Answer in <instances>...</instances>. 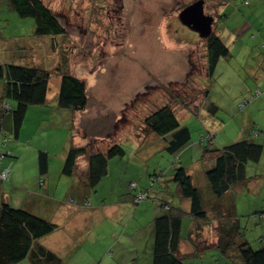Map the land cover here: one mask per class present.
Returning a JSON list of instances; mask_svg holds the SVG:
<instances>
[{"label":"rangeland","instance_id":"obj_1","mask_svg":"<svg viewBox=\"0 0 264 264\" xmlns=\"http://www.w3.org/2000/svg\"><path fill=\"white\" fill-rule=\"evenodd\" d=\"M69 1L63 0L57 9L69 35L68 41L62 43V36H35L32 18H22L9 11L4 0L0 5V56L19 64L32 63L41 56L39 64L54 72L48 103L28 110L20 137L7 131L9 139L4 149H9L13 157H6L3 163L12 162L15 176L11 179L10 172L5 184L24 191V188L33 190L36 187V176L37 183L45 180L46 175L39 169L41 150L48 153L49 171L54 178L63 173V153L67 146L85 143L99 150L117 140L126 153L109 160L108 172L99 184L91 187L79 179L75 184L81 182L82 189L87 187L81 200L91 205L85 210L103 205L93 218L87 215L75 222L86 229L82 242L75 243L76 237L70 235L66 247L60 243L61 236L55 241V248L48 246L58 252L55 253L62 258V264H73L77 259L84 264H117L120 261L122 264H149L155 239L149 221L153 222L163 212L165 201L186 210L190 206V199L180 201L176 182H170L171 192L164 195L159 190L162 191V184H169V180L152 186V177L163 174L165 177H162L169 179L174 170L183 165L201 190L204 205L217 201L228 206V197L217 198L208 186L206 164L202 159L207 141L200 143L201 136L209 132L213 144L223 146L248 137L256 130L264 131L256 122L260 117L264 120V93L240 107V102L249 98L243 93L246 89L238 95L232 91L234 81L237 85L245 81L250 65L264 60L261 48L264 0H206L205 13L215 18L213 29L231 48V56L221 59L212 80L206 78L204 72V38L179 18L180 12L196 0ZM53 39L58 43L53 45ZM63 56H67L66 61ZM65 63L73 74L87 83L89 102L85 110L74 112L59 106L61 78L55 74V69ZM243 64H247V68ZM231 67L243 69L232 72V78ZM191 70L193 75L187 80ZM203 85L209 89L206 104L214 102L218 106L215 114L208 111L205 102L199 113L185 104L200 103L204 96ZM165 104H170L181 122L191 130L190 143L176 154L166 149L163 137L144 126L146 115ZM263 136L255 139L264 145ZM87 160V156L79 157L76 171L80 174L86 175ZM257 172L264 174V152L259 164L251 162L247 167L249 177ZM63 179L66 178L63 176ZM258 180L257 190L238 186L228 195L233 203L236 201L234 213L240 221L243 238L255 248L264 242V218H256L264 212V175ZM131 181L138 182L137 190L128 186ZM56 188L54 186L52 191ZM63 189L64 186H60L59 192ZM139 189L147 192L148 198L136 204L134 196ZM2 200L0 194V202ZM195 223L191 216L184 217L183 236L195 228ZM204 237L212 238L207 234ZM81 244V252H74ZM182 245L185 249L191 247L186 239ZM183 256L184 264H234L216 246L203 247L198 254ZM70 258L74 262L69 261ZM23 262L32 264L29 259Z\"/></svg>","mask_w":264,"mask_h":264},{"label":"trees","instance_id":"obj_2","mask_svg":"<svg viewBox=\"0 0 264 264\" xmlns=\"http://www.w3.org/2000/svg\"><path fill=\"white\" fill-rule=\"evenodd\" d=\"M2 1L0 0V5ZM4 1L9 11L18 13L22 18L34 20L35 36H62L61 43L69 39L67 27L61 21L59 13L46 0ZM0 30H2L1 24ZM204 40L206 48L204 72L206 77L212 80L219 61L231 56V50L215 29ZM56 43L58 40L53 39L52 44ZM66 59L67 56H63V60L66 61ZM53 73L52 70L35 63L19 64L14 61L0 63V80L4 84L0 95V154H5L4 158L0 159V171L8 167L11 170L12 165V162L9 165L3 163L6 157H13L9 149H4L7 148L9 139L7 131L19 137L29 107L48 103L49 84ZM192 73L191 70L187 80L191 79ZM55 74L61 78L58 93L59 106L74 112L85 110L89 102L86 81L73 74L68 63L57 67ZM203 88H205L204 96L200 103L193 104L190 101L185 104L191 111L199 113V108L205 102L209 112L215 114L218 106L214 102L206 104L209 99V89L204 85ZM177 98L180 100L179 97ZM143 121L149 132H154L165 139L166 149L173 154L183 150L191 141L190 127L181 122L170 104L152 109ZM263 134L264 132L256 130L248 137L223 146L213 144V136L209 132L201 136L200 143L204 144L207 141L202 159L206 164L205 174L208 186L217 198L227 196L229 204L223 206L216 201L211 205H204L201 190L195 185L192 174L183 165L176 168L170 178L177 183L182 198L190 199L191 206L186 210L168 201L163 203V212L154 220L153 264H184V254H198L203 247L207 246H216L230 257L234 264H264V242L255 248L243 238L240 221L234 213L235 202L233 203L232 198L228 196L238 186L246 185L253 178L248 176L247 167L251 162L259 164L262 158L264 145L257 142L255 138ZM125 153V148L117 140H113L106 149L99 150H93L90 144H72L67 152L63 172L73 175L76 172L79 157L87 156V173L85 178L81 176V181L95 187L107 174L109 160L115 156H123ZM39 169L42 175H46L49 170L46 151L39 152ZM162 176L165 177L163 174L154 175L152 186L162 181L166 182ZM8 179L0 178V181ZM132 182L136 183L134 187H131ZM138 185L137 181L129 183V187L133 190H137ZM141 193L145 195V198L137 201V195ZM147 198V192L141 189L134 196L136 204H140ZM186 215L191 216L196 223L195 228L185 237L183 236V219ZM256 218L263 219L264 212ZM210 224L213 226L212 231H216V236L208 240L205 239L204 232ZM57 227L56 223L46 217L2 200L0 202V264H18L26 259H29L32 264H62V258L39 241L42 237L53 233ZM208 236L212 237V235ZM184 239L192 247L188 253L181 251Z\"/></svg>","mask_w":264,"mask_h":264},{"label":"crops","instance_id":"obj_3","mask_svg":"<svg viewBox=\"0 0 264 264\" xmlns=\"http://www.w3.org/2000/svg\"><path fill=\"white\" fill-rule=\"evenodd\" d=\"M52 1L53 2H51V0H46V2H48L49 5L55 11L58 12L57 9L62 6L61 3L63 0L62 1L61 0H52ZM65 2L70 3L69 0H65ZM56 3H58V4H56ZM54 4H56V5H54ZM63 7H64V5H63ZM263 39L264 38H262L261 41H264ZM1 45L2 44L0 42V46ZM261 48L264 51V43L262 44V42H261ZM41 61H42V59L40 56L38 58H35L31 62L35 63V64H39V63H41ZM8 62H10V61L4 60V58L2 56H0V63L4 64V63H8ZM219 63H220V61H219ZM242 66L244 68H247V64L246 65L243 64ZM238 69L241 71L243 68H238ZM238 69H235L232 67L230 68L229 73H230V76L232 78H233L232 72L239 71ZM251 78H253V79H251ZM233 81H234V79H233ZM234 85H235V88L232 91L236 92L235 93L236 95H238L240 93V91H243V89H246L245 92H243L244 94H247L249 96V98H248L249 101L246 103V105L249 102H252V101L256 100L257 98H259L260 96H262L264 93V60H259L255 65H250L249 70H248V76L245 78V81L239 82L238 85L234 81ZM3 88H4V84L0 80V95L3 92ZM257 88H259L261 90V94L254 98L253 95H254V92L257 90ZM48 100H49V98H48ZM242 102L243 101H241L240 104ZM36 106H39V105L31 106V107H29V109L36 107ZM256 122L260 127H262L264 129V120H262L261 117L259 119H257ZM22 129H23V126H22ZM21 134L22 133L20 131L19 137L21 136ZM238 137H240V136H238ZM83 144H85V143H83ZM98 147H99V145H98ZM68 150H69V146H67L65 148V151L63 153V155H65V159H66ZM87 164H88V161H87ZM14 170H15V168L12 169V165H11V170H10V172L12 174L11 179L15 176ZM261 175H264V174H261L260 172L255 173L253 178L248 183H246V185H244V186H246L249 189L257 190L260 187V180H258V177H260ZM9 176H10V173H9ZM63 176L66 179H63ZM81 176H83V178L86 177L85 174H80L79 172L76 171L73 175H67L63 172L62 175L59 174L58 177L54 176V178H53L50 171L48 170L45 180L41 179L40 183L39 182L37 183V181L39 179L37 178V176L35 177L36 187L33 190H29V189L24 188L25 189L24 191H27V194L24 195V191H22L23 188L9 187L10 185H6L5 181H0V194H1V197L3 200L7 199L6 201L10 202L12 205H14L16 207L26 208V209L32 211L33 213H35L37 215L48 218L49 220H51L52 222H54L58 225L57 229L53 233L48 234L39 240L43 245H45L46 247H48L49 249L54 251V249L52 247L55 248V241H57V238L61 237V236H62V238L60 239V243H62L64 245L66 244V247H68V245H69L68 241L70 240L69 239L70 235L76 237L75 243L82 242V238L84 236L86 229H84V230L81 229L80 228L81 224L80 223L75 224V222L77 220H81L83 217H86L87 215H91L90 217L93 218V214L98 210L99 207L102 208V206H103V205L102 206L99 205L98 207H95L94 210H92V209H90L89 211L85 210L86 208H88V206L91 205V203H90V205H85V203H82V200H81L82 196L81 195L84 194L85 190H87V187L85 189H82V187H81L82 177ZM78 179L81 181L80 185L75 186ZM166 180H169V184L164 183L165 186L164 185L161 186L162 191L159 190V192H162L164 195H167L168 193H170L171 192L170 190L172 188V185L170 184V182H172V178L169 177V179H168V177H167ZM166 180H164V181H166ZM83 183H84V181H83ZM62 185L64 186V189L62 192H59V187ZM54 186L57 187L56 191L55 190L52 191ZM177 192H178V197H179L180 201H183V198L181 196L179 188H177ZM175 195H176V193H175ZM134 202H135V200H134ZM168 202H170V201H168ZM235 205H236V201H235ZM190 206H191V201H190ZM190 206H189V208H190ZM93 223H92V225H93ZM149 224L153 225V230H154V221L153 222L149 221ZM140 227L142 228L143 226H140ZM212 228H213V226H212V224H210L208 227H206V230L204 233H206L207 235H212V238L214 239L215 238L214 236H216V231H214V230L212 231ZM154 237H155V230H154ZM46 239L48 242L46 241ZM42 240H44V242H46V244ZM48 243H50V244H48ZM117 243H116V245H117ZM48 245H50L52 247H50ZM82 246H83L82 244L76 246L74 252H78ZM183 247H184V245H181V248H183ZM191 250H192L191 247L186 248V249L184 247V252H182V253H185V252L188 253ZM55 252H57V251H55ZM79 252H81V250ZM75 259H77V258L75 257ZM69 261L74 262L73 259H71V258L69 259ZM22 263H24V262H20L18 264H22ZM84 263H85L84 261L82 262V260L77 259V262H74L73 264H84ZM122 263L123 262L120 261L117 264H122ZM24 264H28V263H24ZM90 264H93V262H91ZM108 264H110V263H108ZM136 264H137V262H136ZM149 264H153V258L149 257Z\"/></svg>","mask_w":264,"mask_h":264},{"label":"water","instance_id":"obj_4","mask_svg":"<svg viewBox=\"0 0 264 264\" xmlns=\"http://www.w3.org/2000/svg\"><path fill=\"white\" fill-rule=\"evenodd\" d=\"M205 0H196L186 6L179 14L181 22L196 31L200 37L206 38L213 31L214 16L205 13Z\"/></svg>","mask_w":264,"mask_h":264},{"label":"built area","instance_id":"obj_5","mask_svg":"<svg viewBox=\"0 0 264 264\" xmlns=\"http://www.w3.org/2000/svg\"><path fill=\"white\" fill-rule=\"evenodd\" d=\"M260 94H261V90H260V89H257V90L255 91L253 97L255 98V97L259 96ZM248 101H249V100H245V101H243V102L240 104V106H241V107H245V105H246V103H247ZM4 156H5V154H4V153H1V154H0V159H3ZM9 173H10V167L5 168L4 170L0 171V178H1V179H8ZM135 184H136L135 182H132V183H131V187H134ZM144 198H145V195H144L143 193H141V194L137 195V199H136V200H137V201H141V200L144 199ZM87 205H90V202H87Z\"/></svg>","mask_w":264,"mask_h":264}]
</instances>
